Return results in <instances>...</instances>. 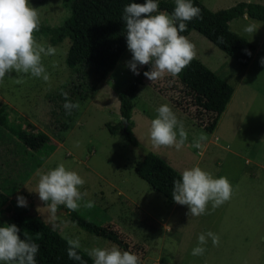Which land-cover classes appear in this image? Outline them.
Returning <instances> with one entry per match:
<instances>
[{
  "label": "rangeland",
  "instance_id": "1",
  "mask_svg": "<svg viewBox=\"0 0 264 264\" xmlns=\"http://www.w3.org/2000/svg\"><path fill=\"white\" fill-rule=\"evenodd\" d=\"M202 1L213 11L241 1L264 4V0ZM70 2L29 0L38 10L40 23L50 26L61 25L70 16ZM252 24L257 31L245 32V27ZM231 28L256 46L263 40L250 68H243L197 30L187 38L196 47L195 58L199 57L236 91L224 116L177 75L166 73L153 82L145 77L132 96L130 122L137 146L126 139L122 128L116 133L110 129L122 122L120 94L136 77L128 67L132 53L127 49L115 69L101 79V71L89 62L75 68L67 65L69 38L53 46L48 36L37 35L39 44L56 49L54 55L42 57L49 80L15 71L6 74L0 81V105L8 106L9 124L48 133L57 151L41 161L38 154L0 125V187L11 196L1 216L34 208L68 240L79 238L86 253L95 247L110 249L113 245L128 251L83 229L70 219L64 205L53 215L46 202L40 200L35 192L37 173H46L63 163L85 180L80 191L87 195L76 212L97 225L118 230L129 243L130 252L137 254L145 248L143 264H264V21L240 17ZM143 67L138 65L139 72ZM18 79L24 82L18 84ZM62 93H67L71 102L80 103L70 115L66 114ZM164 104L188 134L178 150L154 147L150 139L151 121ZM200 136L205 139L196 148L193 142ZM149 152L158 154L181 173L199 166L214 178L227 177L233 186L232 198L215 209L210 203L204 215H189L187 205L171 204L136 173L135 165ZM119 189L125 194L118 195ZM17 196L26 199V207L18 206ZM89 200L94 202L90 209L84 207ZM208 231L219 236V246H213L209 238L204 254L193 256L198 236Z\"/></svg>",
  "mask_w": 264,
  "mask_h": 264
},
{
  "label": "clouds",
  "instance_id": "2",
  "mask_svg": "<svg viewBox=\"0 0 264 264\" xmlns=\"http://www.w3.org/2000/svg\"><path fill=\"white\" fill-rule=\"evenodd\" d=\"M156 0L145 3H130L124 8L123 20L126 26L128 50L132 59L128 67L135 75H139V66L151 65L150 71L143 74L150 81L160 79L164 74L178 75L196 57V47L187 37L180 33L187 30V23L194 18H202L199 7L192 0H175V8L170 15L158 11ZM40 28V17L37 8L29 0H0V81L6 74H30L32 77L49 80V75L42 63V57L54 55L52 46L39 44L34 36ZM249 34L257 31L255 24L244 29ZM247 51V50H246ZM251 55L250 52H247ZM264 64V59L261 60ZM24 81L18 79L16 83ZM65 97L64 108L70 115L79 109V101L73 103ZM157 117L151 121L150 139L154 147H174L180 149L188 139L183 123L178 121L172 109L161 105L157 109ZM200 136L194 140L193 146L200 148ZM37 192L41 201L46 202L50 212L55 215L60 205L76 211L80 201L87 195L81 192L85 180L76 172L67 169L63 163L46 173L38 172ZM233 195V186L227 177L214 178L199 166L185 169L181 178L173 182L172 197L180 205H187L189 215L200 216L206 213L211 203L213 209L222 206ZM18 206L26 207L23 196H17ZM84 207H94L93 201L84 203ZM20 229L15 224L0 226V262L3 264H36L39 245L19 235ZM211 239L213 246H219L220 238L212 231L201 233L198 244L192 250L193 256H202L206 251L204 245ZM69 259L80 260L77 249L81 248L79 238L68 240ZM94 264H140L137 254L121 250L113 245L110 249L95 247L88 250Z\"/></svg>",
  "mask_w": 264,
  "mask_h": 264
},
{
  "label": "trees",
  "instance_id": "3",
  "mask_svg": "<svg viewBox=\"0 0 264 264\" xmlns=\"http://www.w3.org/2000/svg\"><path fill=\"white\" fill-rule=\"evenodd\" d=\"M145 2L146 0H71V14L61 25L50 26L40 23L39 31L35 32L34 36L39 34L48 36L53 46L69 38L71 44L66 55L67 65L75 68L89 62L101 71V79H105L109 71L115 69L123 53L128 49L126 26L123 20L125 6L130 3L143 4ZM156 2L159 5L158 11H167L170 15L173 13L175 0H156ZM192 3L200 8L202 18H194L186 22L187 30L180 34L187 36L193 30H197L233 57L243 68H247L254 58L257 46L232 30L230 22L245 14L250 18L264 21V4L241 1L229 8L213 11L202 0H192ZM150 70L151 65H144L140 74L136 75L134 81L130 83L128 90L120 94L121 116L129 119V126L124 133L126 139L135 146L138 145V139L134 135L130 122L133 109L132 96L137 93L139 86L144 82L143 73ZM177 76L179 80L187 83L190 88L206 98L211 106L222 113L234 95V88L198 58H194ZM8 118V106L0 105L1 126L7 127L32 153L38 154L41 161L54 153L57 144L48 133L42 130L32 131L22 125H11ZM123 126V122L111 126V132L116 133L119 128L123 129ZM135 171L152 188L160 192L168 202L176 203L172 197V190L173 182L181 178L180 171L154 152L147 153L135 165ZM9 200V192L0 187V226L15 224L20 229L19 235L22 239L39 245L36 264H94L92 257L81 248L77 249L80 260L69 259L68 239L58 230L50 227L40 215L36 217L28 215L29 208L2 217L1 211ZM68 211L70 219L86 231L116 242L130 251L129 243L118 230L97 225L76 211L69 209ZM146 254L145 248L137 253L140 264H143Z\"/></svg>",
  "mask_w": 264,
  "mask_h": 264
},
{
  "label": "crops",
  "instance_id": "4",
  "mask_svg": "<svg viewBox=\"0 0 264 264\" xmlns=\"http://www.w3.org/2000/svg\"><path fill=\"white\" fill-rule=\"evenodd\" d=\"M248 17V15L247 14H245L242 18H247ZM237 19V18H236ZM235 20V19H234ZM234 20H232L231 22H230V25H232V23L234 22ZM193 31H196V30H193ZM192 31V32H193ZM192 32L189 34V35H187V36H185V37H187V38H189V36H191V34H192ZM263 35H264V32H263ZM264 37V36H263ZM262 41L263 40H261V41H259L258 42V44H257V50H256V53H255V55H254V58H253V60H252V62L250 63V65L248 66L249 68L253 65V62H255V60H256V58L258 57V54H259V51H260V49H261V47H262ZM198 57V56H197ZM198 59H199V57H198ZM210 68V67H209ZM211 69V68H210ZM215 71V70H214ZM227 80V79H226ZM228 81V80H227ZM235 93H236V91H235V89H234V95H235ZM234 95H233V97H234ZM233 97H232V99H231V101L233 100ZM229 106H231V102H230V104H228V106H227V108L229 107ZM227 108H226V110L224 111V112H226L227 111ZM222 113V117L224 116V114L225 113ZM221 117V118H222ZM57 151V148H56V150L54 151V153ZM44 164V163H43ZM40 169V168H39ZM38 169V170H39ZM125 194V192L122 190V189H119V191H118V195H124ZM126 198H127V201H130V196L129 195H127V196H125ZM10 200H11V196H10ZM9 200V201H10ZM115 204V203H114ZM118 206H119V204H118ZM39 214V213H38Z\"/></svg>",
  "mask_w": 264,
  "mask_h": 264
},
{
  "label": "water",
  "instance_id": "5",
  "mask_svg": "<svg viewBox=\"0 0 264 264\" xmlns=\"http://www.w3.org/2000/svg\"><path fill=\"white\" fill-rule=\"evenodd\" d=\"M122 122H123V130L126 131L127 127L129 126V119L126 117H122ZM67 212V211H65ZM28 215L32 216V217H36L38 216V213L35 211L34 208L30 209L27 213Z\"/></svg>",
  "mask_w": 264,
  "mask_h": 264
}]
</instances>
